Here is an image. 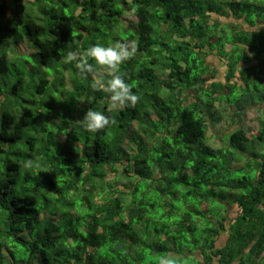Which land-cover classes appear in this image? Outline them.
<instances>
[{"label":"trees","instance_id":"trees-1","mask_svg":"<svg viewBox=\"0 0 264 264\" xmlns=\"http://www.w3.org/2000/svg\"><path fill=\"white\" fill-rule=\"evenodd\" d=\"M116 41L134 107L65 61ZM263 107L264 0H0V264H264Z\"/></svg>","mask_w":264,"mask_h":264},{"label":"clouds","instance_id":"clouds-1","mask_svg":"<svg viewBox=\"0 0 264 264\" xmlns=\"http://www.w3.org/2000/svg\"><path fill=\"white\" fill-rule=\"evenodd\" d=\"M135 52L134 45L116 41L108 46L93 44L86 50V57H81L75 52H68L65 61L69 63L75 61L79 74L87 75L94 71L93 64L89 62L90 58L95 65L106 69L110 76L106 83L93 81L92 89L107 93L113 109L134 107L140 97L133 92L132 86L126 81L120 69L124 63L134 57ZM83 119L86 130L91 133L104 129L110 123L103 112L95 110L87 111ZM158 264H181V262L176 258L161 257Z\"/></svg>","mask_w":264,"mask_h":264},{"label":"rangeland","instance_id":"rangeland-1","mask_svg":"<svg viewBox=\"0 0 264 264\" xmlns=\"http://www.w3.org/2000/svg\"><path fill=\"white\" fill-rule=\"evenodd\" d=\"M126 20L129 22L130 21V17H127ZM217 20H219L220 22H222L224 25L225 24H228V23H233V24L237 23V21L232 20V19L228 20V19H225V18H221V19H217ZM242 25H244L245 27H248V25L245 24V23L242 24ZM230 49H231V47H228V51H230ZM17 53H18V55H27V56H31L33 54H36L35 50H32L31 46L28 45L27 43H23V44L19 45L18 48H17ZM208 64L211 65L212 68H217L219 70V72H220V74L218 76V80L219 81L225 79V73H227V69H226V67L217 58H215V57L209 58L208 59ZM37 100H38V102H41L43 100V98L37 97ZM262 110H264V109H262ZM256 112L257 111L254 110L253 108L250 109V110H248L247 111V116H246V119H245V122H244L247 126L253 128L254 130L255 129L256 130L258 129V114H256ZM44 117H47L46 114L44 115ZM236 125L235 126H233V125L225 126L226 127V130H227V133L226 134H230L233 131H235L236 129H238L239 128L238 123ZM48 127H50V126L47 125V126H43L42 128H48ZM136 128H137V124H135L133 126V130L136 129ZM29 132H30V136L32 135V138L36 139L35 141L36 142H39V143L41 142L42 137L46 133L45 132V129H43V131H42L40 128L35 133H33L34 130H32V129ZM58 135H60V134L58 133ZM215 135H216L215 134V131L213 129H210L209 130V133H208L209 144L212 147H214V148H218V149L219 148H222L224 146L223 143H220V140L217 139V138H215ZM60 136H59V138H60ZM43 138H45V137H43ZM48 142L50 143L51 141L48 140ZM44 150L45 149H42L41 152H45L46 151V150L45 151ZM121 170L122 169L119 168V172H121ZM28 182H29V185H32L33 186V185H35L36 180L33 177V178H30L28 180ZM231 210H232L231 214L233 213V215H236L237 209H233L232 208ZM200 243H202V242H200Z\"/></svg>","mask_w":264,"mask_h":264},{"label":"crops","instance_id":"crops-1","mask_svg":"<svg viewBox=\"0 0 264 264\" xmlns=\"http://www.w3.org/2000/svg\"><path fill=\"white\" fill-rule=\"evenodd\" d=\"M236 24H237V23H236ZM260 26H262V25H260ZM245 28H246V29H245ZM241 29H242V30H246V31H250V30H251V29L249 30V28H248V27H245L244 25L241 26ZM210 58H211V57H210ZM215 69H217V68H215ZM225 74H226V73H225ZM220 82H224V80H220ZM255 108H259V107H255ZM263 109H264V107H263ZM254 110H255V109H254ZM263 112H264V111H263ZM256 114H258V113L256 112ZM221 241H222V240H221ZM221 243H223V242H219V246H222Z\"/></svg>","mask_w":264,"mask_h":264},{"label":"bare ground","instance_id":"bare-ground-1","mask_svg":"<svg viewBox=\"0 0 264 264\" xmlns=\"http://www.w3.org/2000/svg\"><path fill=\"white\" fill-rule=\"evenodd\" d=\"M228 239H229V237H228Z\"/></svg>","mask_w":264,"mask_h":264}]
</instances>
